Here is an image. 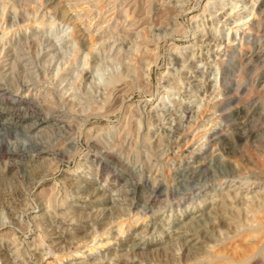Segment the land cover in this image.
I'll use <instances>...</instances> for the list:
<instances>
[{
  "label": "rangeland",
  "instance_id": "1",
  "mask_svg": "<svg viewBox=\"0 0 264 264\" xmlns=\"http://www.w3.org/2000/svg\"><path fill=\"white\" fill-rule=\"evenodd\" d=\"M130 1L0 0V264H264V0Z\"/></svg>",
  "mask_w": 264,
  "mask_h": 264
},
{
  "label": "bare ground",
  "instance_id": "2",
  "mask_svg": "<svg viewBox=\"0 0 264 264\" xmlns=\"http://www.w3.org/2000/svg\"><path fill=\"white\" fill-rule=\"evenodd\" d=\"M129 1V0H128ZM134 0H132V1H130L129 3H131V2H133ZM136 3H135V5H136V7H135V10L136 9H140V7H141V2H140V0H137V1H135ZM262 4V3H261ZM91 6V5H90ZM264 6V2H263V5L261 6V7H263ZM66 10V9H65ZM163 13V12H162ZM143 14V13H142ZM255 14V13H254ZM259 17H260V19H261V21H264V11H259ZM258 17V18H259ZM161 19V18H160ZM253 27H256V29L255 28H253ZM248 29H249V31L250 32H252V33H254V30L255 31H257V25H253V26H249L248 27ZM81 31H78V33H80ZM78 37H80V36H78ZM153 44V43H152ZM79 45H81V47L83 48L85 45H86V43H85V41H84V38H82V39H80L79 40ZM80 47V48H81ZM259 52V51H258ZM235 57L236 56H231L229 59V61H228V63H226L225 64V62L224 63H222V62H220L219 63V67H220V71H221V73L223 72L224 74H227V75H231V73H230V70L231 69H233L234 68V64H235V61H234V59H235ZM238 57V56H237ZM242 58V57H241ZM246 59H250V58H246ZM158 61H159V59H158ZM227 62V61H226ZM140 63V62H139ZM153 62H150L149 64H148V66L150 67V65L152 64ZM154 63H156L157 64V61L156 62H154ZM138 69H139V67H138ZM126 78H127V76H125V73H122V74H118V75H113L112 76V78H111V83H112V85H113V88L115 89V92H121L122 90V87L123 86H125V85H130V83L126 80ZM138 79H142V78H138ZM231 79L229 78V79H226L225 78V81H226V83L228 82V83H230L229 81H230ZM139 84H142L141 83V81H139ZM0 91H2V90H0ZM3 91H8V90H3ZM254 93V92H253ZM1 94V93H0ZM3 98V97H2ZM2 100V99H1ZM2 103V105H0V128H5V129H10V128H14V127H17L18 125H20V126H22L23 124H26L27 123V126L25 127L26 128V131H32V132H34V131H37L36 133H42V131L43 130H45V128L49 125V123H50V121L52 120V118H49L48 119V117H43V118H39L38 116H34V115H28L29 113H26V114H22V113H19L18 112V110H15L16 108H18V107H21V106H23V107H25V106H27V108L30 106V105H28V104H26V105H24L23 103H20V102H16V101H14L13 99L12 100H6L5 102H1ZM5 104V105H4ZM26 108V109H27ZM106 109V108H105ZM109 109V108H108ZM30 110V109H29ZM36 110V109H35ZM54 110V109H53ZM110 110V109H109ZM40 111V110H39ZM107 111V110H106ZM27 112V111H26ZM37 112H38V110H37ZM39 113V112H38ZM251 114V113H250ZM249 115V114H248ZM248 115H246L245 117H247L248 118ZM243 116H244V114H243ZM58 117V116H57ZM56 117V118H57ZM58 120V119H57ZM243 120V119H242ZM245 120V119H244ZM251 120V119H250ZM239 123V122H238ZM241 123H243V122H241ZM253 123V122H252ZM7 127V128H6ZM8 129V130H9ZM4 130V129H3ZM2 130V131H3ZM8 130H6L5 132H6V134H8V136L10 135L9 134V131ZM249 130V129H248ZM5 132H3V133H5ZM11 133V132H10ZM5 134V135H6ZM1 136V135H0ZM3 136L4 135H2V137H0V159L2 158V157H4V156H8V158H10V157H14V156H16L17 154L16 153H14V152H10L9 150H8V146H7V144H6V142H5V140L3 139ZM7 136V135H6ZM11 136V135H10ZM9 136V137H10ZM8 137V138H9ZM4 138H7V137H4ZM12 138V137H11ZM8 140V139H7ZM237 146V145H236ZM218 147V146H217ZM43 150H38V149H36L35 151H34V153H36L37 154V156H36V159L37 158H39L40 159V157H41V155L42 154H45V152H42ZM40 152V153H39ZM50 153V152H49ZM100 154V153H99ZM102 154V153H101ZM37 170L36 171H38L39 169L38 168H36ZM25 170V169H24ZM42 171V170H41ZM45 172V171H44ZM16 174V173H15ZM21 175V174H20ZM48 176V175H47ZM30 178V177H29ZM1 187V186H0ZM133 192V191H132ZM27 209V208H26ZM4 225V223L3 222H0V227H2ZM183 227V226H182ZM14 242V241H13ZM16 242V241H15ZM18 246V245H17ZM165 252V251H164ZM166 255V254H165ZM196 256V255H195ZM8 257V256H7ZM192 257V256H191ZM191 259V258H190ZM178 262V261H177Z\"/></svg>",
  "mask_w": 264,
  "mask_h": 264
}]
</instances>
